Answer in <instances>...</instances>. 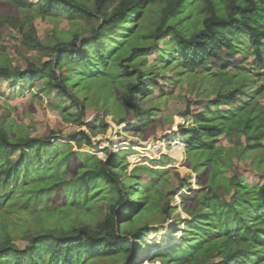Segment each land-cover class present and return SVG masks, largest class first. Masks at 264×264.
I'll return each mask as SVG.
<instances>
[{"label": "trees", "instance_id": "16d2710c", "mask_svg": "<svg viewBox=\"0 0 264 264\" xmlns=\"http://www.w3.org/2000/svg\"><path fill=\"white\" fill-rule=\"evenodd\" d=\"M195 7L200 16L192 22ZM50 16L67 19L75 30L65 39L55 37L48 46L52 58L40 65L27 61L18 70L0 60V81L20 87L13 95L35 81L40 92L55 89L71 103L60 110L66 122L92 129L81 118L90 92L85 79L102 76V87L116 85L117 107L104 112L120 117L119 123L133 114L137 123L127 127L144 133L156 121V108L145 107L155 89L162 98L164 88L184 75L190 76L191 91L200 75L215 80L214 99L187 100L174 117L191 120L179 137L197 188L166 167V156L149 160L154 167L139 164L127 171L124 152L102 160L51 140L54 130L31 137L16 132L11 119L0 118V264H74L77 255L84 264L133 263L135 245H145L140 236L155 230L149 223L138 227L131 213H143L151 222L172 219L175 206L168 200L178 193L188 220L179 242L157 249L153 261L264 264V183L247 181L229 156L264 150L259 87L251 85L235 58L252 55L264 64V0H0V37L14 28L28 49L44 48L32 20ZM152 50L158 52L153 73L144 64ZM168 71L174 75L167 77ZM241 75L246 78L238 80ZM192 104L203 105L194 111ZM97 125L106 127L101 118ZM222 135L229 142L244 137L245 144L219 146ZM71 140L79 147L91 145L85 132ZM35 212L42 214L36 222ZM173 220L182 222L180 214Z\"/></svg>", "mask_w": 264, "mask_h": 264}, {"label": "rangeland", "instance_id": "374dc122", "mask_svg": "<svg viewBox=\"0 0 264 264\" xmlns=\"http://www.w3.org/2000/svg\"><path fill=\"white\" fill-rule=\"evenodd\" d=\"M35 1V0H32ZM88 0H86L87 2ZM3 10H7L6 5L1 7ZM199 7H195V10H191L189 20L195 22L198 20L200 13L197 11ZM30 20V19H29ZM32 23L36 29V36L44 46L41 49H28L21 43V35L17 29L7 28L0 37V60L7 62L11 67H15L18 70H24L27 61H31L40 65L42 62L49 60L53 56V52L48 46L54 43L55 37L65 39L67 35L75 30L76 25L69 22L67 19L60 16H50L45 19L39 17L34 18ZM163 43V39L160 38L159 46ZM152 55L145 57L144 64L147 68H151V73L155 71L154 61L158 52L152 50ZM242 54L236 55V59L240 62L241 70L244 74H247L251 85L257 84L259 87V95L256 100L264 106V64L259 65L257 60L252 55H246L242 57ZM215 61H213L212 67H215ZM231 67V66H229ZM174 75V72H166V76L170 77ZM102 76L97 78L85 79L83 82L88 84L90 92L87 97V103L85 107L81 108V118L84 123L91 124L92 129L87 126H79L70 122L64 121L60 110H67V107L71 106V103L64 98L60 99L55 89L50 92H40L35 85L38 81L29 82L28 87L20 90L18 94L13 95L20 87L13 88L8 81H0V118H5L7 121L11 119L14 130L21 132L23 135L38 137L47 136L49 132L56 131L55 135L51 137V140H58L59 142L69 143L73 150L80 152H88L96 157L106 160L110 154H117L124 152V157L127 160V171H130L133 167L139 164H150L149 160H158L161 156H166V167H172L181 178H188V182L191 187L196 189L195 174L185 164V146L183 140L179 137L181 132L191 124V120L182 121L180 119L175 120V113L179 110H184L187 100L198 99H214L215 97V80L212 77L206 75H200L196 78V83L191 91V85L189 84V75H184L185 79L179 83L170 87L164 88L165 95L157 97L158 89H155L153 95L150 96L151 102L145 105L146 108H156L153 114H155L156 121L152 124V127H148L146 132L134 131L128 128L129 123L136 124L138 118L132 119L133 114H127L128 120L119 123L120 117L113 115L111 111L105 113L113 107H117L116 104V85H109L105 88V79ZM246 78L238 76V80ZM123 83V82H122ZM121 84V83H120ZM203 86L201 87L200 85ZM33 86V87H32ZM170 89V90H169ZM169 90L170 92H168ZM81 95L80 93L78 94ZM241 99V97H240ZM243 100V99H241ZM106 102H109L108 104ZM111 103V104H110ZM144 106V100L141 101ZM61 105V107H60ZM116 105V106H115ZM201 105H191V110H198ZM225 109L224 106H222ZM102 119L106 127L102 128L97 125V121ZM10 128V125L8 126ZM79 132H85L91 140V145L78 146L75 141L71 140L73 135H78ZM96 133L93 135V133ZM176 134L175 136L173 134ZM176 140H181L182 143L174 146ZM240 143L239 148H242L245 144L244 137H241L240 141H236V137L232 136V142L227 141L223 135L220 136L217 144L219 146L228 147L233 146L235 143ZM264 145V139L261 141ZM117 147V148H116ZM122 149V150H121ZM126 149V150H125ZM239 152V151H238ZM240 153V152H239ZM229 154L230 160L233 162L237 172L240 173L247 181L252 183H264V164L259 163V158L264 159V150H247L244 155L238 156V154ZM135 157L137 163H132V158ZM139 157V159H138ZM179 157L181 160H179ZM13 158L12 161H14ZM150 166L154 167V165ZM172 172V171H171ZM230 174V170L226 171ZM146 179V178H145ZM171 185L177 183V179L171 177ZM179 187V186H178ZM180 192H188L187 188H180ZM179 194V193H178ZM176 194L173 199L168 200V206L174 207L175 210L171 212V218L162 222L161 218H157L156 222H151L148 217H145L143 213H131V217L140 227L145 224H150L151 229L155 232H151L149 236H140V239L145 245L136 244L134 249L135 261L130 264H154L151 259L152 254L159 248H162V244L158 243L166 237V240L173 239V229L177 230V235H181V227L183 223L188 220V216L181 212L179 207V197ZM104 211V208H103ZM180 214L181 224H174L173 218ZM42 214L35 212L32 214L33 221H38ZM97 218V217H96ZM161 221L157 222V221ZM169 225L171 228L170 233L162 234V228ZM179 230V231H178ZM176 234V232L174 233ZM151 237L153 238L154 243ZM168 238V239H167ZM170 238V239H169ZM179 239L174 243H178ZM158 241V242H157ZM16 244L19 247H23L24 243L21 240H16ZM173 244V243H172ZM159 247V248H158ZM136 254V255H135ZM83 257L75 256L74 264H84Z\"/></svg>", "mask_w": 264, "mask_h": 264}, {"label": "bare ground", "instance_id": "6f19581e", "mask_svg": "<svg viewBox=\"0 0 264 264\" xmlns=\"http://www.w3.org/2000/svg\"><path fill=\"white\" fill-rule=\"evenodd\" d=\"M180 144V143H179ZM117 148V147H116ZM122 150V149H121ZM126 150V149H125ZM179 160H181V158L179 157ZM175 198V197H174ZM175 224V223H174ZM183 226V225H182ZM170 231H171V228H170V226L169 225H167V226H165V227H163L162 228V234H168V233H170ZM179 231V230H178ZM181 232V231H180ZM170 236H172V238L173 239H171V240H166V237H164L162 240H159V242L158 243H160V244H162L161 246L162 247H164V246H168V245H170V244H172V243H174L175 241H177V239H179V235H177V232H176V234H171ZM181 236V235H180ZM153 238H156V237H151V239H152V241H153ZM168 239V238H167ZM170 239V238H169ZM151 243H154V241L153 242H151ZM159 248V247H158ZM136 255V254H135ZM154 264H160L158 261L155 263V262H153ZM152 264V263H151Z\"/></svg>", "mask_w": 264, "mask_h": 264}, {"label": "built area", "instance_id": "2783aa9c", "mask_svg": "<svg viewBox=\"0 0 264 264\" xmlns=\"http://www.w3.org/2000/svg\"><path fill=\"white\" fill-rule=\"evenodd\" d=\"M138 159H139V157H138ZM134 160H137V159H136L135 157H133V158H132V161H129V162L137 163L138 160H137V161H134Z\"/></svg>", "mask_w": 264, "mask_h": 264}]
</instances>
